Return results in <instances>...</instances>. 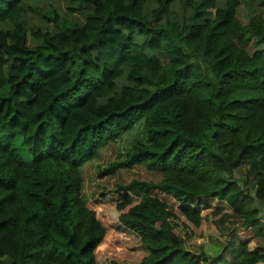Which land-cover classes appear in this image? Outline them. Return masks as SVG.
I'll return each instance as SVG.
<instances>
[{"label":"trees","instance_id":"trees-1","mask_svg":"<svg viewBox=\"0 0 264 264\" xmlns=\"http://www.w3.org/2000/svg\"><path fill=\"white\" fill-rule=\"evenodd\" d=\"M259 203L264 0H0V264H264Z\"/></svg>","mask_w":264,"mask_h":264},{"label":"rangeland","instance_id":"rangeland-1","mask_svg":"<svg viewBox=\"0 0 264 264\" xmlns=\"http://www.w3.org/2000/svg\"><path fill=\"white\" fill-rule=\"evenodd\" d=\"M238 17L241 21H243V22L246 21L245 13L242 10H239ZM31 24L37 25L39 23H38L37 19L34 18L31 20ZM253 51L254 50H250L251 53ZM139 137H141V136H139ZM123 141L125 142L126 140H123ZM124 146H117L118 148L114 147L111 152L107 151L106 153L103 154V156H105L106 158L109 157L110 162L122 161L125 157L124 153H125L126 147H124ZM103 163L104 164H103L101 169H98V170L92 169V170H90L89 174H87V176L85 178L87 181V184L83 189V193H86V195H91V193L94 190L96 191V189H97L96 184H98L97 182L103 183L104 186L109 185V187H111L110 185H112L118 179L122 178L119 172H116L113 176H110L108 174H105V175L102 174L101 172L104 170V168H106V166L109 165V162L107 163L104 161ZM138 169L139 170H136V169L133 170L132 169V173L130 172L129 174H127V176H129L131 178V180H134L135 176L145 178L146 180H151V177H152L151 174H146L145 170H143L141 168H138ZM91 176L93 177L92 184H90L91 181H89ZM249 179H251V178H249ZM252 195H253V192H252ZM254 207L259 208L261 210V214H262V217L259 220V223L257 224L258 226L254 230H257L258 228H264V203L263 204H261V203L255 204L254 206L252 205L251 209ZM211 235H212V237H215V238H214L212 243H208L209 246L205 247V250L203 249L204 247H198L197 249L192 248L191 251L194 253H197L200 250H202V251L204 250V251H207L210 255H212L214 257H217L218 255H220L222 253V249L224 248V246H226L230 242L229 238L227 239L225 237H221L214 232L211 233ZM233 239H235V237H233ZM232 242H234V240ZM236 242H237V240H236ZM236 242H234V243H236ZM262 246L264 247V244L261 243V248H262ZM229 247H231V246H229ZM230 250H232V249H230ZM226 260L228 261L227 264H233V262L228 257H222L221 258V261L223 263ZM237 264H239V262Z\"/></svg>","mask_w":264,"mask_h":264}]
</instances>
